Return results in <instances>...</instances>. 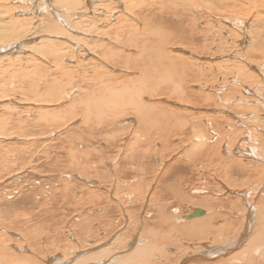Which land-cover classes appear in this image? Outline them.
Returning <instances> with one entry per match:
<instances>
[{
    "label": "rangeland",
    "instance_id": "obj_1",
    "mask_svg": "<svg viewBox=\"0 0 264 264\" xmlns=\"http://www.w3.org/2000/svg\"><path fill=\"white\" fill-rule=\"evenodd\" d=\"M0 1L18 32L0 57V264H133L126 256L149 241L164 251L139 264H227L245 248L195 257L207 233L233 241L248 206L264 225V0L224 16L220 0ZM136 91L153 115L132 111ZM197 207L206 212L193 220L213 213L203 235L170 232ZM245 254L231 264H261L256 249Z\"/></svg>",
    "mask_w": 264,
    "mask_h": 264
},
{
    "label": "bare ground",
    "instance_id": "obj_2",
    "mask_svg": "<svg viewBox=\"0 0 264 264\" xmlns=\"http://www.w3.org/2000/svg\"><path fill=\"white\" fill-rule=\"evenodd\" d=\"M221 2H219V7L217 6L216 8L217 9H215L214 7V9L213 10H215V12L216 11H220V12H216V13H218L219 15H223V13H225V12H229V13H234L233 11H236L237 9H242L243 8V5L245 4L246 5V3H245V1L246 0H220ZM30 2V1H29ZM57 2H58V4H60V3H65V4H67L66 3V1L65 0H57ZM161 2V3H160ZM242 2H244V3H242ZM51 3V2H50ZM71 3H73V2H71ZM70 3V4H71ZM169 3V2H168ZM52 4V3H51ZM69 4V5H70ZM76 4V3H75ZM159 4H161L160 6H161V8H163V7H165V6H167L168 4L166 3L165 4V1L164 0H159ZM169 5H170V3H169ZM200 5V4H199ZM0 6L2 7V1H0ZM230 6H231V8H230ZM156 7V6H155ZM168 7V6H167ZM222 8H224V9H226V11L224 10V11H222ZM230 8V9H229ZM245 9V8H244ZM247 9V8H246ZM249 9V8H248ZM133 10V9H132ZM1 11V10H0ZM242 12V11H241ZM264 12V11H263ZM245 13V12H244ZM243 13V14H244ZM250 14V13H249ZM37 15V14H36ZM226 15V14H225ZM229 15H231V14H229ZM88 16V15H87ZM224 16V15H223ZM248 16V15H247ZM236 17V16H235ZM240 17V16H239ZM220 18V17H219ZM232 18H234V17H232ZM244 18H245V16H244ZM243 18V19H244ZM8 19H10V18H8ZM15 19V18H14ZM34 19V18H33ZM8 20L6 19H4V18H2L1 16H0V57L1 56H3V55H6V53H7V56H8V54H10V53H14V51H16L15 50V46H16V44H15V42L17 41V37H18V32H16V23H14V22H11V23H13V28H12V24L10 23V22H7ZM10 21V20H9ZM27 21V20H26ZM231 21V20H230ZM244 21H246V20H244ZM24 22H25V20H24ZM225 22H228L227 21V19H225ZM232 23V22H231ZM21 24V23H20ZM117 24H118V22H117ZM123 24V23H122ZM228 24H230V23H228ZM14 25H15V27H14ZM126 25V24H125ZM249 25V24H248ZM119 26V25H118ZM117 26V27H118ZM127 26V25H126ZM27 28V27H26ZM130 28V27H129ZM119 29H121V28H119ZM193 29V28H192ZM249 29V28H248ZM12 30V31H11ZM128 30V29H127ZM18 31V30H17ZM248 31H250V29L248 30ZM255 31H257V30H255ZM117 32V31H116ZM156 33H157V31H155ZM261 32V31H260ZM25 33V32H24ZM155 33V34H156ZM252 34H253V32H252ZM23 35V34H22ZM110 35V34H109ZM159 35V34H158ZM157 35V36H158ZM256 35V34H255ZM254 35V36H255ZM145 36V35H144ZM150 36V35H149ZM248 36H250V35H248ZM256 37H258V39H259V36H256ZM261 37V36H260ZM13 39V40H12ZM164 39H166V38H164ZM9 40H12V41H15V42H12V41H9ZM245 41H246V39H244ZM255 40H257V39H255ZM260 40H262V38L261 39H259L258 40V42L260 43ZM6 41H9V42H6ZM251 41V40H250ZM3 42H5V43H3ZM132 42H133V40H132ZM242 42H244V41H242ZM241 42V43H242ZM247 42V41H246ZM245 42V43H246ZM262 42V44H264V41H261ZM11 43H13V45L11 44ZM18 44V43H17ZM104 45V44H103ZM19 46V45H18ZM263 46V45H262ZM2 47H6L8 50H3L2 49ZM17 47V46H16ZM39 49V48H38ZM43 49V53L44 54H49V53H52V50L53 49H51V47L50 46H46L45 48H42ZM146 49V48H145ZM145 49H144V52H146L145 51ZM54 51V50H53ZM106 51V50H105ZM109 51V50H108ZM23 52V51H22ZM42 52V51H41ZM107 52V51H106ZM116 53V52H115ZM147 53V52H146ZM111 54H112V52H111ZM121 54V53H120ZM55 55V54H54ZM60 54H58V57H60L59 56ZM68 55V54H67ZM103 55V54H102ZM109 55V54H108ZM113 55V54H112ZM114 55H116V54H114ZM62 56H65V55H62ZM104 56V55H103ZM119 56V55H118ZM57 57V56H56ZM109 57H111V56H109ZM109 57H107V59L109 58ZM63 58V57H62ZM100 58V57H99ZM104 58H105V56H104ZM116 58V57H115ZM145 57H143L142 55H139V58L137 57V60H136V62L138 63V62H144L145 60ZM149 60V59H148ZM171 61L172 59L171 58H169L167 55L165 56V55H161V58L159 59V61L161 62V61ZM132 61V60H131ZM147 61V60H146ZM93 62V61H92ZM69 64V63H68ZM128 64V63H127ZM135 64V61H133V64H131L130 65V67H132L133 65ZM148 63H146L145 62V66L147 65ZM181 64V63H180ZM145 66H141V68L142 69H144V72H145V74H143V77L141 76L139 79H142L145 83H147L148 81L151 83V81H152V79L153 78H151V76L150 75H147L148 74V72H149V70H147V69H145L146 67ZM173 66V65H172ZM229 66V65H228ZM134 67V66H133ZM170 67V66H169ZM262 67V69L264 70V65H262L261 66ZM234 68V67H233ZM258 69V68H257ZM259 70V69H258ZM257 70V71H258ZM104 73V72H103ZM225 73V72H224ZM11 74V73H10ZM154 74V73H153ZM227 74V73H226ZM257 74V73H256ZM3 75V74H2ZM8 76V75H7ZM6 76V77H7ZM178 76V75H177ZM258 76V75H257ZM186 77V76H185ZM234 77H236V76H234ZM8 78V77H7ZM4 79V78H3ZM12 79V78H11ZM15 79V78H14ZM13 79V80H14ZM99 79V78H98ZM156 78H154V80H155ZM5 80V79H4ZM184 79H183V77H179V78H175L174 79V81H173V83L175 84V85H173V84H171V86H174V88L173 89H175V91L177 92L178 90H182L183 89V87L186 85L185 83H184V86H182V83L184 82L183 81ZM46 81V80H45ZM138 81V80H137ZM181 81H183L182 83H181ZM7 82V81H6ZM100 82V81H99ZM148 82V83H149ZM140 83V80H139V82H138V84ZM13 84V83H12ZM111 84V83H110ZM158 84V83H157ZM157 84H156V87H157ZM6 85V84H5ZM52 85V84H51ZM46 86V85H45ZM82 86V85H81ZM200 86V85H199ZM245 86V85H244ZM12 87V86H11ZM84 87V86H83ZM93 87V86H92ZM29 88V87H28ZM34 88H35V86H34ZM49 88V87H48ZM97 88V87H96ZM186 88V87H185ZM185 88H184V92H185ZM246 88V87H245ZM7 89V88H6ZM5 89V90H6ZM88 89V88H87ZM95 89V88H94ZM98 89V88H97ZM261 89V87H258V92H259V90ZM2 90H3V88H2ZM96 90V89H95ZM132 90V89H131ZM146 90V91H145ZM51 91H53L52 89H51ZM142 91V90H141ZM144 91L146 92V93H148V91H150V92H153L152 94H149V95H152V97L153 96H156V95H160V94H158L159 92H158V88H153V89H151V90H149L148 89V86H147V88H145L144 87ZM255 92H256V90H254ZM7 92V91H6ZM132 92V91H131ZM9 93V92H8ZM52 93V92H51ZM110 93V92H109ZM182 93V92H181ZM264 93V92H263ZM5 94H7V93H5ZM4 94V95H5ZM10 94V93H9ZM47 94V93H46ZM49 94H50V92H49ZM111 94H112V91H111ZM116 94V93H115ZM133 94V93H132ZM131 94V95H132ZM144 94V93H143ZM106 95V94H105ZM3 96V95H2ZM6 96V95H5ZM100 96V95H99ZM112 96V95H111ZM134 98H133V97ZM132 96H130L131 98H130V103H133V104H131L132 106H131V108L133 107L134 109H132V111L135 113V114H137L138 115V117H140V118H142V119H144V116L146 115V114H149L150 116L151 115H153L152 114V110H153V106H150V101H146V100H144V101H142L143 99H141V98H143V97H141L142 96V94H141V96H140V91H136V93L134 94V95H132ZM206 96V95H205ZM96 97H98V95H96ZM157 97V96H156ZM119 98H121V97H119ZM225 98V97H224ZM238 98V97H237ZM116 99V98H115ZM123 99V98H122ZM121 99V100H122ZM185 99V98H184ZM239 99V98H238ZM153 100V99H152ZM256 100V99H255ZM264 100V95L262 96V98H261V101H263ZM120 101V100H119ZM146 101V102H145ZM100 102V101H99ZM152 103V105H154V103L153 102H151ZM189 103H191V102H189ZM97 104V106H98V102L96 103ZM156 107H158V106H160L159 104H157L156 103ZM187 105V104H186ZM112 106V105H111ZM113 107V106H112ZM98 108V107H97ZM159 108V107H158ZM239 108V107H238ZM101 109V108H100ZM157 109V108H156ZM162 109V108H161ZM160 109V110H161ZM231 109V108H230ZM165 110H167V109H165ZM249 110V109H248ZM100 111V110H99ZM177 111V110H176ZM190 111V110H189ZM157 112H158V109H157ZM224 112H226L227 113V111H224ZM153 113H154V111H153ZM158 113H160V112H158ZM161 113H163V109L161 110ZM125 115V114H124ZM160 115V114H159ZM192 115V114H191ZM156 117V116H155ZM225 117V116H224ZM224 117H223V119H224ZM231 117H234L235 119H237L238 120V116L237 115H235V114H233V113H231ZM31 119V118H30ZM131 119V118H130ZM225 119H226V117H225ZM229 119V118H228ZM227 119V120H228ZM259 119V118H258ZM157 120H159V119H157ZM181 120V119H180ZM253 120V119H252ZM256 120V119H255ZM230 121V120H229ZM254 121V120H253ZM179 122H181V121H179ZM186 123H187V120H186ZM183 124V123H182ZM181 123H177V126H178V129L181 127V125H182ZM188 124V123H187ZM186 124V125H187ZM190 124V123H189ZM184 125V124H183ZM185 126V125H184ZM196 126V125H195ZM232 127V126H231ZM182 128V127H181ZM184 128V127H183ZM241 130V129H240ZM160 132V131H159ZM196 133V132H195ZM224 133V132H223ZM243 133H245V131L243 132ZM247 133V132H246ZM256 134V133H255ZM198 135V134H197ZM199 137H200V135H199ZM198 137V138H199ZM241 138V137H240ZM243 140V139H242ZM247 140V139H246ZM198 141V140H197ZM137 142V141H136ZM233 142V141H232ZM238 142V141H237ZM261 142V141H260ZM200 143H202V141L200 142ZM231 143V142H230ZM203 145V144H202ZM201 144L199 145L198 143H195V145H194V147H198L199 148V146L201 147L202 146ZM240 145V144H239ZM256 145V144H255ZM230 146V145H229ZM241 146V145H240ZM231 147V146H230ZM242 147V146H241ZM259 147V146H258ZM258 147H256V149L258 148ZM192 148V147H191ZM197 148V149H198ZM128 151V150H127ZM243 151V150H242ZM190 152V151H189ZM129 153V152H128ZM186 153V152H185ZM191 160V159H190ZM233 160V159H232ZM197 163V162H196ZM116 164V163H115ZM230 165V164H229ZM256 168L257 169H261V170H264V166H256ZM233 175H236L235 173L233 174ZM243 175V173H241V176ZM247 177V176H246ZM234 179H236V177L234 176ZM261 179H262V177H261ZM113 180V179H112ZM246 180V179H245ZM111 181V180H110ZM114 181V180H113ZM243 181V180H242ZM262 183H261V193H264V181H261ZM149 187V186H148ZM158 191V190H157ZM245 191H247V190H245ZM160 192V191H159ZM157 193V192H156ZM178 193V192H177ZM151 195V194H150ZM155 196V195H154ZM179 197V196H178ZM153 198H156V197H152V199ZM149 199V198H148ZM151 199V200H152ZM154 200V199H153ZM261 200V203H263L264 204V194H263V197L260 199ZM119 201V200H118ZM237 201V200H236ZM247 203V202H246ZM221 204V203H220ZM236 204L237 205H239L237 202H236ZM262 204V205H263ZM247 205H249V203H247ZM204 206V205H203ZM205 206H208L207 208L210 210V208H211V206H212V204H210V203H206V205ZM259 206V205H258ZM161 208V207H160ZM236 208H237V206H236ZM239 208V207H238ZM198 209H200V211H197ZM213 209V211H214V207L212 208ZM212 209H211V211H212ZM259 211H261V208H260V206L257 208ZM244 210H246V209H244ZM248 213H247V220L249 221V223H247L246 222V226L244 225V227H242V228H244L242 231L240 230V228H238L237 229V237L235 236V235H233V238H231V239H234L233 241H229L228 240V236H226V233L227 232H223V230L222 231H216L215 233H213V232H211V233H207V239H211L212 241V243H211V245H208V244H206V246H207V250H202V252L200 253V254H198V255H195V257H197V258H199L200 260L202 259V261L204 260V261H207L206 260V256L205 255H210V256H213V257H215V256H217L218 254H221V253H226V252H229V251H231L232 250V248L231 247H234V249H237V248H240L241 247V245H242V243H243V241H244V243L245 244H243L242 245V247L244 246L245 248H247V249H245V248H241L240 249V251H239V253L238 254H236L235 255V252H234V257H229L230 255H231V252L229 253L230 255L227 257L228 258V261H226L225 263H227V264H231L232 262H233V260L234 259H240L241 261H239V262H242L243 261V259H246V254H245V250H246V252H251L252 250H255L256 249V252H258V253H262V254H260L261 255V257L262 258H260L259 259V256H258V259H259V261H261V264H263L264 263V225H263V227L261 228H256L255 226H253V224L251 223V221H252V215H253V212L252 211H256V209H254L252 206H248ZM259 211H257V212H259ZM262 211H263V209H262ZM205 212H206V210H205V208L203 209L202 207H197V208H193L192 209V211L191 212H189V213H187L186 215V218L187 219H192V218H196V217H199V216H202V215H204L205 214ZM243 214V213H242ZM241 214V215H242ZM246 215V214H245ZM258 215V214H257ZM261 215H262V217H264V212L263 213H261ZM166 216V215H165ZM212 217H213V213L212 212H209V213H207V215L206 216H204V217H201V218H199V219H196V220H193L192 219V221H188V222H186L185 224H183L182 226H178V228L177 227H172L171 228V231L170 232H172V231H176L177 232V230L178 231H180V229L182 230V233H184L186 236L188 235V236H201V235H203L204 234V231H206V229L208 228V226L210 227V223H211V221H212ZM240 217V216H239ZM245 217V216H244ZM171 218V217H170ZM259 218H261L260 216H259ZM159 219V218H158ZM165 219V218H164ZM226 219V218H225ZM262 219V218H261ZM165 221H168V219L166 220L165 219ZM164 221V222H165ZM259 222V221H258ZM257 223V222H256ZM260 223V226H262V224H264V218L262 219V221H260L259 222ZM259 223H257L258 225V227H259ZM232 225V224H231ZM256 225V224H255ZM38 226V225H37ZM150 227V226H149ZM226 227V226H225ZM229 227V229L231 228L230 226H228ZM220 228V227H219ZM223 228V227H222ZM150 229H152V228H150ZM214 229V228H213ZM155 230V229H154ZM153 230V231H154ZM212 230V229H211ZM220 230V229H219ZM148 231V230H147ZM153 231L151 232V233H153ZM210 231V230H209ZM226 231H229V230H226ZM168 232V231H167ZM169 232V233H170ZM174 233V232H173ZM228 233H230V232H228ZM171 234V233H170ZM154 235V234H153ZM156 235H158L157 233H156ZM154 236V237H156L157 238V236ZM159 235H161V233H159ZM163 235V234H162ZM175 235V234H174ZM208 235H210V236H208ZM164 236V235H163ZM172 236V237H171ZM170 236V238L168 239V238H166V239H168L171 243H172V241L171 240H173L174 241V243H178V238H177V236L174 238V236L173 235H171ZM216 238V240L214 239V237ZM229 236H230V234H229ZM167 237V236H166ZM236 237V238H235ZM162 238V237H161ZM165 239V238H164ZM164 239H162V240H164ZM245 239V240H244ZM207 241V240H206ZM132 242V241H131ZM130 242V243H131ZM155 242V241H154ZM153 242V243H154ZM167 242V241H166ZM208 242V241H207ZM168 243V242H167ZM167 243H165V244H167ZM209 243V244H210ZM163 244V243H162ZM142 245V244H141ZM144 245V244H143ZM213 245V246H212ZM133 247H134V245H132ZM140 246V245H139ZM138 246V247H139ZM145 246V245H144ZM156 246H159L158 245V242H156V244H152V242L151 241H149L148 242V246H145V247H140L138 250L136 249L135 250V252H133V253H131L129 256H126V260H128V261H132L133 262V264H139L138 262H139V260L141 259V260H146V262H148V260L150 259L151 260V258H149L150 257V255H151V253H152V250L153 249H157V250H159L160 252H162V251H164L163 250V246L162 245H160L161 247H159V248H157ZM206 246H204V247H206ZM136 247V246H135ZM203 247V246H202ZM236 247V248H235ZM258 247H260V251L261 252H259V250L257 249ZM195 250V249H194ZM238 250V249H237ZM187 251H189V250H187ZM183 252V251H182ZM237 252V251H236ZM129 253V252H128ZM184 253V252H183ZM199 253V252H198ZM102 254V253H101ZM161 254V253H160ZM174 254V253H173ZM126 255H128L127 253H126ZM180 255H182V254H180ZM215 255V256H214ZM223 255H225V254H223ZM101 255H98L97 257H100ZM192 256H194V255H192ZM182 257V256H181ZM180 257V258H181ZM196 258V259H197ZM216 258V257H215ZM234 258V259H233ZM188 259H190V258H188ZM194 259V258H193ZM153 260V259H152ZM168 260V259H167ZM179 260H181V259H179ZM191 261V260H190ZM210 261V260H209ZM213 261V260H212ZM230 261V262H229ZM235 261H237V260H235ZM249 261V260H248ZM247 261V262H248ZM258 261V262H259ZM238 262V261H237ZM145 263V262H144ZM203 263H206V262H203ZM217 264H219L218 263V261L216 262ZM177 264V263H176Z\"/></svg>",
    "mask_w": 264,
    "mask_h": 264
},
{
    "label": "water",
    "instance_id": "obj_3",
    "mask_svg": "<svg viewBox=\"0 0 264 264\" xmlns=\"http://www.w3.org/2000/svg\"><path fill=\"white\" fill-rule=\"evenodd\" d=\"M197 211H200V209H198Z\"/></svg>",
    "mask_w": 264,
    "mask_h": 264
}]
</instances>
